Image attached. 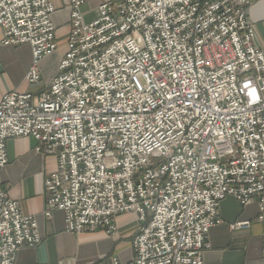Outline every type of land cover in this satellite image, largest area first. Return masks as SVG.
Listing matches in <instances>:
<instances>
[{
  "label": "built area",
  "instance_id": "1",
  "mask_svg": "<svg viewBox=\"0 0 264 264\" xmlns=\"http://www.w3.org/2000/svg\"><path fill=\"white\" fill-rule=\"evenodd\" d=\"M81 3L71 0L46 87L0 99V169L6 140L31 136L56 159L45 218L59 210L70 233L114 236L117 216L134 213L132 256L111 264H204L222 199L264 214V52L250 0H110L87 23ZM53 11L49 0H0L2 44L30 46L32 84L57 51ZM40 242L35 218L0 186V264Z\"/></svg>",
  "mask_w": 264,
  "mask_h": 264
},
{
  "label": "crops",
  "instance_id": "2",
  "mask_svg": "<svg viewBox=\"0 0 264 264\" xmlns=\"http://www.w3.org/2000/svg\"><path fill=\"white\" fill-rule=\"evenodd\" d=\"M49 1L54 7L51 19L57 51L38 62L39 82L32 84L25 79L32 61L30 46L3 45L0 28V99L9 91L37 94L56 74L70 31L71 0ZM104 1L110 0H82L83 22L94 20L98 16V6ZM248 19L254 31L253 43L264 52V0H250ZM51 63L55 67L54 73L50 71ZM36 145L37 141L31 136L6 140L7 164L0 169V186L6 187L9 198L18 203L22 214L35 218L41 236L38 245L18 250L14 264H59L60 261L93 264L97 258L105 259L102 264H111L114 255L103 257L97 254L95 257L94 251L89 249L95 240L84 233L76 235L66 230L61 211H52L49 218L43 216V182L55 170L56 159L36 152ZM258 214L255 202L241 205L229 196L222 199L218 207L220 222L211 227L207 235L209 247L203 252L204 264H264V214L262 218H258ZM119 217L116 218L117 232L122 225ZM245 220L250 222L248 228L234 230L229 227L233 222ZM100 231L103 230L94 232ZM98 237L94 238L96 242L106 238L103 234Z\"/></svg>",
  "mask_w": 264,
  "mask_h": 264
},
{
  "label": "rangeland",
  "instance_id": "3",
  "mask_svg": "<svg viewBox=\"0 0 264 264\" xmlns=\"http://www.w3.org/2000/svg\"><path fill=\"white\" fill-rule=\"evenodd\" d=\"M51 56V55H50ZM54 64L51 63L50 71L54 73ZM121 219V226L118 232L115 234L116 236H110L104 233L103 231L98 232H87L84 233V236L91 237L95 240L89 247V249L94 251V256L97 257L101 255L103 257H110L111 255L118 256L119 259H124L125 262L129 261L132 256V243H131V236L134 234L136 229H138L140 223L137 220V216L134 213H124L119 215ZM73 234V233H72ZM103 234L106 238L98 239V235ZM106 234V235H105ZM133 237V236H132ZM96 238V239H94ZM112 251V252H111ZM93 264H102L105 259L99 260Z\"/></svg>",
  "mask_w": 264,
  "mask_h": 264
}]
</instances>
